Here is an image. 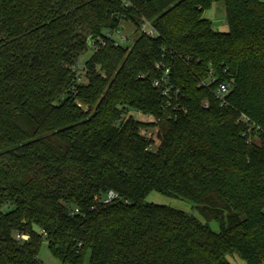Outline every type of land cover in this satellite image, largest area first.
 Segmentation results:
<instances>
[{
	"label": "trees",
	"instance_id": "obj_1",
	"mask_svg": "<svg viewBox=\"0 0 264 264\" xmlns=\"http://www.w3.org/2000/svg\"><path fill=\"white\" fill-rule=\"evenodd\" d=\"M216 3L228 32L204 18ZM124 25L131 46L92 51ZM166 69L179 96L165 112ZM44 243L59 264H264V3L0 0V264H42Z\"/></svg>",
	"mask_w": 264,
	"mask_h": 264
},
{
	"label": "built area",
	"instance_id": "obj_2",
	"mask_svg": "<svg viewBox=\"0 0 264 264\" xmlns=\"http://www.w3.org/2000/svg\"><path fill=\"white\" fill-rule=\"evenodd\" d=\"M135 33L128 27V26H122L118 29L115 30H105L103 31V35L95 40H92L90 42V48L92 49L93 52H97L99 49L102 47H105L109 42H112L115 47H126L129 46L128 44L130 43V40L132 37H134ZM139 34H143L146 37L154 38L157 35V31L152 27V25L145 21L139 30ZM157 69H160L161 66L160 64L156 65ZM74 72L77 77V83H82L83 82V76L86 74V69L85 66L82 64H78V66L74 69ZM210 80L206 84V86H210L212 83L215 82V78L213 77V73L210 72L209 74ZM154 88L159 90L162 94L163 97L167 99L166 106L164 107V111L169 107H172L173 100H175L179 96V91L174 89V86L170 82V70L166 69L163 71V74L161 78L157 79L153 83ZM232 91V85L230 83H221L217 86L214 94L215 97L219 100V102L222 105L226 104V98L229 96V94ZM176 109V108H175ZM142 115L141 113H137ZM175 115V114H174ZM174 115H170V118H173ZM144 116V115H142ZM173 116V117H172ZM148 120L146 122H152L154 120L153 116H144ZM245 121L249 122V119L244 117ZM152 135L151 133L148 134V138H151ZM252 142H258L257 139L255 140H248V143ZM119 196L117 193L113 191H109L101 200L102 205H109L112 202L118 200ZM41 234L44 236L46 233L44 231H41ZM17 239L26 241L29 239L28 236L26 235H20L18 234L16 236Z\"/></svg>",
	"mask_w": 264,
	"mask_h": 264
},
{
	"label": "rangeland",
	"instance_id": "obj_3",
	"mask_svg": "<svg viewBox=\"0 0 264 264\" xmlns=\"http://www.w3.org/2000/svg\"><path fill=\"white\" fill-rule=\"evenodd\" d=\"M260 2L264 3V0H259ZM204 18L211 21L213 24V28L218 32H228L229 27L226 23V14H225V6L223 3H216L214 4L209 10H207L204 13ZM129 27V26H128ZM134 37L131 38L130 43L128 44L131 46L136 38V34L133 35ZM91 56V52L87 53L82 57V60L85 61ZM132 115L139 121H147L148 119L140 114H137L135 112H132ZM148 203L161 205V206H167L171 207L176 210L184 211L186 213H190L195 215L197 218H199L201 221L205 222V220L199 215V213L194 208V205L186 200L183 199H176L171 198L165 195H162L158 192H152L149 194V196L145 200ZM7 211V209L4 210V212ZM208 225L210 228L215 231L219 232V224L216 221L208 222ZM39 260L42 264H59V262L50 254L48 246L46 243L43 244ZM229 262L231 264H245L241 259L237 257H229Z\"/></svg>",
	"mask_w": 264,
	"mask_h": 264
}]
</instances>
